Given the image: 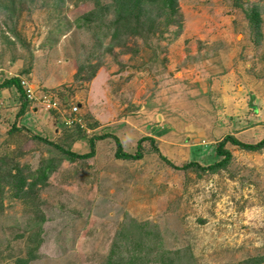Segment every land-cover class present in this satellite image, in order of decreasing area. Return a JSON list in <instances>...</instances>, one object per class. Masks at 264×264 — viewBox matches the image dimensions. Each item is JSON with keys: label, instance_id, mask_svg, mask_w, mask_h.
<instances>
[{"label": "rangeland", "instance_id": "obj_1", "mask_svg": "<svg viewBox=\"0 0 264 264\" xmlns=\"http://www.w3.org/2000/svg\"><path fill=\"white\" fill-rule=\"evenodd\" d=\"M176 7L115 38L114 0H0V86L34 99L19 116L21 93L0 89V264L264 258V149L228 143L216 173L160 157L208 167L227 136L264 140V0ZM116 138L143 159H117ZM91 140L94 158L65 155Z\"/></svg>", "mask_w": 264, "mask_h": 264}, {"label": "trees", "instance_id": "obj_2", "mask_svg": "<svg viewBox=\"0 0 264 264\" xmlns=\"http://www.w3.org/2000/svg\"><path fill=\"white\" fill-rule=\"evenodd\" d=\"M114 1L116 5V20L114 21V23H112L111 28H113V31H114L113 33H114L115 38L120 37V35H122L124 31L127 32V34L131 33L134 35L138 34V31H140L141 36H143V34H145L146 32V31H143L144 27L142 28V26H144L143 14L145 13L147 9H152L151 12H153V10L157 8L158 10H161L160 11L161 14L162 13L170 14L168 15L169 20L171 18L172 13L175 12L177 9L176 7L177 0H114ZM255 16L252 13L248 14L250 22L253 25L256 24ZM154 25L155 24L152 22L151 27H154ZM146 33L148 34L149 31ZM13 87H16L17 90L21 93L23 99H25L23 106H22V110L19 113V116H22L25 114L29 101L26 100V93L21 87L20 79L14 78V79L5 81L0 86V89H10ZM145 141H150L153 144H155L154 139L149 138V137H144L139 141L140 143L138 144V148H140V150L142 147V143ZM116 142L118 144V152L116 155L117 159L127 160V161H140L143 159L144 155L142 154L141 151L138 150L134 154L126 153L123 151V147H122L120 140L116 138ZM228 143H231L234 146H237L242 150L253 152V153L261 152L264 149V140L258 144H245L237 140L233 136H227L226 138L223 139V141H221L218 144L216 148V157L219 158L218 161L208 167H203L200 163H197L194 161L187 162L183 166L178 167V166H174L171 163H169V161L165 157H163V155H160V157L162 160H164L165 162L170 164L172 167H174V169L179 170V171L197 170V171H209L211 173H216L217 171L227 167V165L230 163V161L233 158L231 152L228 149H226V146ZM90 146H91V152L86 155H78L76 153H72L69 151H64V153L68 158L88 160V159L94 158L96 155V145H95L94 140L90 141ZM50 168H51V165H47L45 167L46 171L49 170ZM15 182L20 185L19 186L20 189L25 185V181H23L22 179H19L18 181H15ZM34 260H35L34 251L31 250L29 252V256L26 259H18L15 264H30V262ZM121 262L122 261L120 260V262H112V263L113 264H123ZM127 264H139V263L130 259ZM247 264H264V258L251 259L250 261H248Z\"/></svg>", "mask_w": 264, "mask_h": 264}, {"label": "built area", "instance_id": "obj_3", "mask_svg": "<svg viewBox=\"0 0 264 264\" xmlns=\"http://www.w3.org/2000/svg\"><path fill=\"white\" fill-rule=\"evenodd\" d=\"M23 84H26L25 82ZM26 94H27V97L30 101H33L34 99H32V90L30 89V87H26ZM43 103H45V108H47L48 110H52V109H55L57 110V103L56 102H52L50 99L46 98L44 99ZM76 110V109H75ZM76 112V111H75ZM72 121V120H71ZM69 124H72V122H68Z\"/></svg>", "mask_w": 264, "mask_h": 264}]
</instances>
